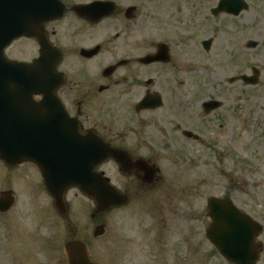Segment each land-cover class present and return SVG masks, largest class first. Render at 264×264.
I'll return each instance as SVG.
<instances>
[{
	"label": "rangeland",
	"instance_id": "1",
	"mask_svg": "<svg viewBox=\"0 0 264 264\" xmlns=\"http://www.w3.org/2000/svg\"><path fill=\"white\" fill-rule=\"evenodd\" d=\"M246 1L248 9L237 17H213L217 0H145L144 12L152 8L157 17L156 30L181 40L188 67L187 117L197 126L188 123L187 129L201 140L175 143L152 128L146 138L154 139L153 147L148 145L155 150L160 184L135 191L126 206L98 219L91 217L94 201L76 189L65 195L68 218L52 216V199L31 165L0 166V190L11 188L19 206L7 218L15 227L16 214L21 215L27 234L26 250L22 243L27 260L21 261L17 245L0 244V264H66L63 244L75 238L87 242L97 264H233L206 237L208 199L230 197L264 227V0ZM150 22L142 31H149ZM203 40L212 41L207 52ZM253 67L256 84L230 82L241 73L252 75ZM209 99L219 106L206 113L201 105ZM113 179L118 183L119 175ZM99 225L103 229L95 236ZM51 236L59 248L32 259L37 245L45 250ZM258 240L264 242V230ZM257 264H264V253Z\"/></svg>",
	"mask_w": 264,
	"mask_h": 264
},
{
	"label": "flooded vegetation",
	"instance_id": "2",
	"mask_svg": "<svg viewBox=\"0 0 264 264\" xmlns=\"http://www.w3.org/2000/svg\"><path fill=\"white\" fill-rule=\"evenodd\" d=\"M55 1L62 11L57 10L41 27L37 25V35L17 37L4 50L7 59L16 62L32 63L44 56V62L54 68L52 80L24 90L7 83L9 95L5 102H0V118L11 136L42 135L46 133L45 125L50 126L43 120L52 119L58 144L69 150L74 147L72 134L78 132L92 142L105 143L123 153L116 159L102 154L95 170L124 193L126 205L135 191L155 189L162 180L155 150L148 145L152 146L154 139L146 138L152 128L170 136L175 143L179 139L182 143L201 140V136L187 129L188 123L189 126L196 123L194 118L187 117L188 67L181 52V40L176 35L171 41L170 35L156 30L157 17L152 8L144 12L145 0ZM214 8L210 13L216 17ZM146 20L151 21L148 32L142 31ZM43 85L50 89L44 90ZM46 99L50 103L45 104ZM218 106L215 99L205 100L201 105L206 113ZM24 119L36 129L26 130ZM84 142L89 147L90 141ZM21 164L31 165L42 182V172L36 165ZM18 165L10 166L0 159V166L5 169ZM114 173L119 175L116 184ZM122 180L126 183H121ZM10 190H0V244L20 247L23 261L26 228L18 213L15 227L7 218L12 211L18 212L19 207L15 195L13 198L7 192ZM52 212V216L63 220L69 216L67 210L62 213L64 216L55 209ZM41 221L42 218L36 222ZM53 237L46 238L45 250L37 245L39 250L31 258L40 260L54 253L59 247ZM22 243H26L25 250ZM66 259L65 255L67 264Z\"/></svg>",
	"mask_w": 264,
	"mask_h": 264
},
{
	"label": "water",
	"instance_id": "3",
	"mask_svg": "<svg viewBox=\"0 0 264 264\" xmlns=\"http://www.w3.org/2000/svg\"><path fill=\"white\" fill-rule=\"evenodd\" d=\"M55 2L0 0V102H5L9 95L6 92L9 82L14 89L24 90L35 88L38 82L52 80L54 68L44 62V56L33 63H16L7 60L3 50L16 37L37 35V25L41 27V23L53 17L57 10L62 11ZM245 7L247 6L242 0H221L216 11L238 14ZM208 44L204 43L205 47H208ZM254 73L255 77L246 79L248 83L254 84L257 81V71L254 70ZM48 85H43V89H50ZM46 103H50L48 99L45 100ZM24 121L26 130L36 129L34 125H30L28 119ZM43 121L50 126L45 125L46 133L42 135L34 133L11 136L6 131L7 125L0 118V157L11 165L26 160L36 162L42 170L48 190L55 196L59 209H62L63 191L70 185H76L82 192L92 196L97 203V212L101 213L124 203L125 198L117 189L93 171L102 154L103 157H116L117 152L103 143L92 142L88 136L82 137L77 132L72 134L74 147L69 150L67 146L58 144V133L53 130L52 119ZM84 141H90L89 147ZM208 203L209 216L212 219L206 230L208 239L231 262L256 264L260 244L255 243V239L262 231V225L240 211L229 199L213 197ZM100 230L101 227L97 229ZM66 250L69 264H94L89 260L82 242H68Z\"/></svg>",
	"mask_w": 264,
	"mask_h": 264
}]
</instances>
